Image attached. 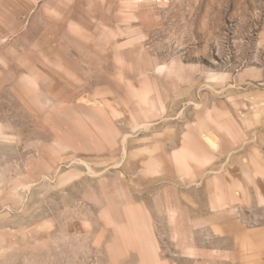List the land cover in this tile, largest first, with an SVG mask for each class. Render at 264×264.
Returning a JSON list of instances; mask_svg holds the SVG:
<instances>
[{"label":"rangeland","instance_id":"1","mask_svg":"<svg viewBox=\"0 0 264 264\" xmlns=\"http://www.w3.org/2000/svg\"><path fill=\"white\" fill-rule=\"evenodd\" d=\"M0 264H264V0H0Z\"/></svg>","mask_w":264,"mask_h":264},{"label":"bare ground","instance_id":"2","mask_svg":"<svg viewBox=\"0 0 264 264\" xmlns=\"http://www.w3.org/2000/svg\"><path fill=\"white\" fill-rule=\"evenodd\" d=\"M162 69V68H161ZM164 69V68H163ZM206 139H209L208 137H205ZM209 142H211V141H209ZM213 145V144H212ZM214 148V147H213Z\"/></svg>","mask_w":264,"mask_h":264}]
</instances>
